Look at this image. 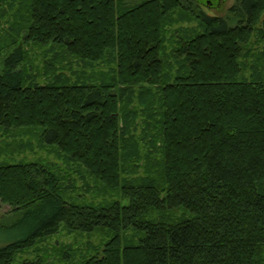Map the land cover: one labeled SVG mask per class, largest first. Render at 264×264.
<instances>
[{
    "label": "trees",
    "instance_id": "1",
    "mask_svg": "<svg viewBox=\"0 0 264 264\" xmlns=\"http://www.w3.org/2000/svg\"><path fill=\"white\" fill-rule=\"evenodd\" d=\"M201 5L0 0V127L38 131L121 197L75 203L55 166L0 163V233L15 236L0 264H49L17 256L60 225L110 234L82 264H264V0ZM189 17L198 29L173 27ZM26 43L52 52L46 80Z\"/></svg>",
    "mask_w": 264,
    "mask_h": 264
},
{
    "label": "rangeland",
    "instance_id": "2",
    "mask_svg": "<svg viewBox=\"0 0 264 264\" xmlns=\"http://www.w3.org/2000/svg\"><path fill=\"white\" fill-rule=\"evenodd\" d=\"M201 1V0H200ZM235 0H222L215 7H203L202 9L211 15L226 16L228 9L234 5ZM9 13L2 21L1 26L5 24ZM174 28H184L189 31L198 29V22L194 18L180 20L173 26ZM264 34L256 32L251 37L250 47L257 52L262 51L264 47ZM24 48L28 50V64L32 72H38L41 80H46L44 75V65L53 61V54L46 47L34 43H26ZM58 66V65H57ZM72 69L75 72L88 70L81 64H74ZM67 74L68 67L64 70ZM244 74H246L244 72ZM67 159L55 145H47L40 139L38 131L25 129H8L0 127V163H24L41 162L49 166H55L59 170V178L62 187L65 190L66 198L75 203L101 204L105 200H110L120 195L102 193V184L98 182L90 172L81 164H69ZM142 172V171H141ZM9 208L0 202V217L7 216ZM173 214V213H172ZM179 217V213H174ZM154 216L157 217L156 214ZM0 230H5L0 229ZM134 232L128 231L123 235L124 239L133 236ZM15 236L12 234L4 235L0 233V246L10 242ZM109 233L104 231H94L92 233H82L69 231L64 225L59 226L57 233L39 239L35 244L26 249L17 256V259H31L41 256L49 264H82L83 261L90 259L93 255H101L103 248L110 240ZM126 241V240H125Z\"/></svg>",
    "mask_w": 264,
    "mask_h": 264
},
{
    "label": "water",
    "instance_id": "3",
    "mask_svg": "<svg viewBox=\"0 0 264 264\" xmlns=\"http://www.w3.org/2000/svg\"><path fill=\"white\" fill-rule=\"evenodd\" d=\"M199 4H202L203 6H208V7H215L217 4H219L220 0H195Z\"/></svg>",
    "mask_w": 264,
    "mask_h": 264
},
{
    "label": "flooded vegetation",
    "instance_id": "4",
    "mask_svg": "<svg viewBox=\"0 0 264 264\" xmlns=\"http://www.w3.org/2000/svg\"><path fill=\"white\" fill-rule=\"evenodd\" d=\"M222 0L219 1V3L221 2ZM202 7H204L203 5H201ZM205 7H208V6H205Z\"/></svg>",
    "mask_w": 264,
    "mask_h": 264
}]
</instances>
